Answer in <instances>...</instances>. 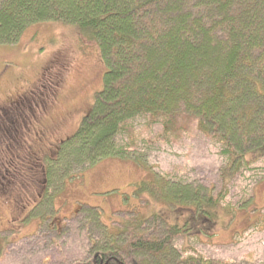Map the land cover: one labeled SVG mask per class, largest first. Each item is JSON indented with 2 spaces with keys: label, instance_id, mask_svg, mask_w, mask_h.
<instances>
[{
  "label": "trees",
  "instance_id": "trees-1",
  "mask_svg": "<svg viewBox=\"0 0 264 264\" xmlns=\"http://www.w3.org/2000/svg\"><path fill=\"white\" fill-rule=\"evenodd\" d=\"M46 21L72 24L79 37L95 40L105 70L78 129L54 146L56 156L44 166L43 189L30 215L44 199L53 210L52 190L104 160L132 159L149 170L135 155L140 144L177 140L183 118L219 145L229 178L241 164L264 157V0H0V45L10 47L27 26ZM16 97L0 109H23ZM36 99L33 115L47 110ZM137 120H144L143 130H159L143 138ZM17 146L14 156L26 158ZM171 178L149 173L133 193L138 200L146 197V206L165 204L174 220L167 222L154 207L147 209L153 217L134 211L117 230H104L91 258L72 264H233L201 255L176 258L171 240L182 225H226L237 209L220 193ZM250 202L242 209H255ZM87 216L97 229L106 228L98 213ZM150 218L153 224L145 227ZM158 219L163 233L155 236L150 226Z\"/></svg>",
  "mask_w": 264,
  "mask_h": 264
},
{
  "label": "rangeland",
  "instance_id": "rangeland-1",
  "mask_svg": "<svg viewBox=\"0 0 264 264\" xmlns=\"http://www.w3.org/2000/svg\"><path fill=\"white\" fill-rule=\"evenodd\" d=\"M78 34L72 24L38 22L27 26L10 47L0 45V70L5 72L0 76V105L20 94L14 99L24 109H0V264L87 260L104 230H117L120 221L133 219L137 210L147 214L154 207L167 222L174 220L165 204L146 206V197L138 200L133 193L137 185L148 181L149 173L156 177L169 173L172 180L175 177L192 188L220 193L226 205L237 209L234 218L227 216L226 225H200L199 230L182 225L171 240L176 258L201 255L233 264H264V157L241 164L229 178L219 145L185 118L177 140L140 144L135 155L149 170L140 169L132 159L104 160L52 190L53 210L51 204L45 208L44 199L41 208L29 214L43 189L44 166L56 156L54 146L78 129L102 86L105 69L98 44ZM3 59L10 60L2 63ZM36 98L45 102L47 110L33 115ZM136 122L143 138L159 130L156 125L143 130L144 120ZM18 144L27 159L14 156ZM251 199L255 209H242ZM94 211L106 228L92 224L87 215ZM188 213L184 211L182 218ZM150 227L155 236L163 233L161 220ZM124 237L121 234L118 239Z\"/></svg>",
  "mask_w": 264,
  "mask_h": 264
}]
</instances>
